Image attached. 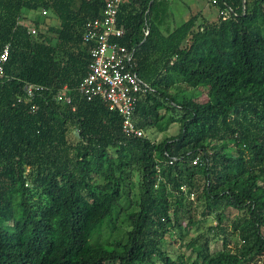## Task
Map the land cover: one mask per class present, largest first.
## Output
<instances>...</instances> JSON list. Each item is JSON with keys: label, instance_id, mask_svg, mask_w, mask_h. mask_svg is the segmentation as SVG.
<instances>
[{"label": "trees", "instance_id": "obj_1", "mask_svg": "<svg viewBox=\"0 0 264 264\" xmlns=\"http://www.w3.org/2000/svg\"><path fill=\"white\" fill-rule=\"evenodd\" d=\"M104 1L0 0V264H264V0L164 32L169 0L122 1L141 137L77 90Z\"/></svg>", "mask_w": 264, "mask_h": 264}, {"label": "built area", "instance_id": "obj_2", "mask_svg": "<svg viewBox=\"0 0 264 264\" xmlns=\"http://www.w3.org/2000/svg\"><path fill=\"white\" fill-rule=\"evenodd\" d=\"M122 1L105 0L102 16L85 23L82 41L90 46V64L77 90L88 101L100 98L109 111L115 112L121 119L124 134L141 137L143 132L136 128L132 116L139 98L147 94L151 87L135 71L134 51L118 42L124 35L117 22ZM29 30L31 34L36 32L33 27ZM144 34L147 36L148 29H145ZM8 53L9 47L6 46L0 54V81L5 77ZM32 89V86L25 88L28 96ZM67 90L64 87L62 93L56 96L58 102L66 105L71 104V98L63 94Z\"/></svg>", "mask_w": 264, "mask_h": 264}, {"label": "rangeland", "instance_id": "obj_3", "mask_svg": "<svg viewBox=\"0 0 264 264\" xmlns=\"http://www.w3.org/2000/svg\"><path fill=\"white\" fill-rule=\"evenodd\" d=\"M209 0H169V14L167 18V25L165 23V26L162 27L163 32L165 31V28H169V30H173L174 28L180 26L185 21H187L191 14H194L198 12L199 10H203L204 16L208 19H214L217 17V8L215 6H209L208 5ZM31 18V17H30ZM25 23H30V20L25 21ZM167 26V27H166ZM170 93L172 95L177 94L178 96L182 95H188L191 93L190 91H186V89L183 90H177L176 88H172L170 90ZM201 100V98H200ZM179 130V127L177 124H172L167 128V130L156 133L154 136L156 139L162 138V137H170L172 135L177 134V131ZM147 132L150 134L153 133V129H149ZM213 221H208V224H212ZM214 224V223H213ZM188 235L190 237H193L195 234L192 230H189ZM221 247L220 240H216L214 242H211L210 248L212 250L218 249ZM186 253V249H182Z\"/></svg>", "mask_w": 264, "mask_h": 264}]
</instances>
